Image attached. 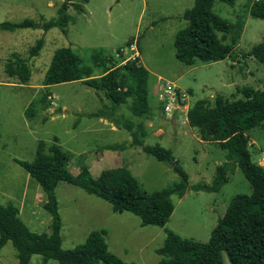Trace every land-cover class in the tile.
<instances>
[{"label":"rangeland","instance_id":"374dc122","mask_svg":"<svg viewBox=\"0 0 264 264\" xmlns=\"http://www.w3.org/2000/svg\"><path fill=\"white\" fill-rule=\"evenodd\" d=\"M253 1H214V13L232 25L240 23L232 34L226 35L227 40L235 39L233 49L223 60H196L192 65L176 59L173 41L176 32L186 26L182 14L194 0H71L66 34L58 27L46 32L40 28L0 29V202L14 203L30 230L48 231L51 218L43 208L44 194L15 161H31L39 144L45 152L52 144H58L67 153L73 174L88 172L96 177L105 169L125 167L143 190L151 192L179 181V175L169 165L142 150V145L158 143L172 150L190 185L210 183L216 166L226 160V150L217 142L201 140L197 130L186 120L183 122V117L176 121L164 117L159 89L166 87L167 81L174 83L185 91L188 107L202 98L212 103L219 94L228 100L240 98L238 88L244 86L262 89L264 64L242 54L264 39V19L249 11ZM62 2L0 0V22L48 20L57 16ZM41 36L44 44L39 54L29 57V48ZM135 38L139 63L149 72V116L132 114L127 103L113 109L102 91L80 80L49 87L42 84L58 47L70 46L84 65L92 66L94 54L109 56L111 60L106 64L112 66L125 62L127 55L122 49ZM14 54L27 58L31 76L26 84L6 73V64ZM102 70L101 66L94 67L92 74L98 76ZM44 102H49V106L42 108ZM246 133L252 159L264 167V121ZM133 136L141 145H132ZM251 191L249 182L236 167L218 192L188 187L181 197L171 195L173 211L163 226H157L142 225L137 215L115 212L104 199L59 181L55 194L62 224L61 246L73 248L90 231L100 230L109 250L123 260L155 264L160 259L155 250L163 244L167 230L206 242L230 199ZM222 261L230 264L225 252ZM16 263V250L7 242L0 249V264ZM28 264L59 263L54 259L44 262L41 255L34 254Z\"/></svg>","mask_w":264,"mask_h":264},{"label":"trees","instance_id":"16d2710c","mask_svg":"<svg viewBox=\"0 0 264 264\" xmlns=\"http://www.w3.org/2000/svg\"><path fill=\"white\" fill-rule=\"evenodd\" d=\"M214 1L194 0L193 5L182 14L186 26L176 32L173 47L176 59L185 65H192L196 60L219 61L231 54L235 39L227 40L226 35L232 34L234 27L240 23L232 25L214 13ZM219 1L234 3V0ZM70 3L71 0H63L54 18L2 21L0 29L13 31L40 28L46 32L58 27L66 34V27L71 20L67 11ZM249 11L251 15L264 19V1H253ZM218 33L222 36H218ZM130 41L132 39L127 43ZM43 44L44 38L41 36L29 48L28 56L38 55ZM242 54L250 55L264 64V39ZM92 59V66L84 65L70 46L58 47L53 52L42 84L49 87L80 80L102 91L113 109L127 103L129 110L136 116L151 114L147 98L149 72L139 63V58L112 66L106 64V61L111 60L109 56L103 57L97 53ZM98 66L103 70L94 76L92 72ZM6 73L10 77H17L19 83L26 84L31 76L27 58L14 54L13 60L6 64ZM238 93L242 97L233 100L220 94L212 103L204 98L198 99L187 109V123L197 130L199 138L217 142L221 149L226 150V160L216 166L210 183L190 185L186 172L174 158L172 150L158 143L142 145V150L169 165L179 175V181L151 192L143 190L125 167L105 169L96 177L88 172L73 174L69 169L67 153L58 144L49 146L48 152L39 144L31 161L15 158L16 163L40 186L45 197L43 208L51 219L48 231L35 232L21 220L14 203L0 202V249L10 242L16 250V264H28L34 254L41 255L44 262L54 259L59 264H136L111 252L100 230L90 231L84 241L73 248H62V224L55 194L59 181H66L104 199L115 212L128 211L137 215L142 225L163 226L173 211L171 195L181 197L188 187L218 192L227 182L228 173L238 167L249 182L251 193H238L230 199L224 214L210 230L206 242H198L167 230L163 244L155 250L160 255L155 264H223L222 252H225L230 264H264V167L252 159L246 133L264 121V85L262 89L244 86L238 88ZM48 106L49 102H44L42 108ZM132 145H141V141L133 136Z\"/></svg>","mask_w":264,"mask_h":264},{"label":"built area","instance_id":"2783aa9c","mask_svg":"<svg viewBox=\"0 0 264 264\" xmlns=\"http://www.w3.org/2000/svg\"><path fill=\"white\" fill-rule=\"evenodd\" d=\"M258 1V0H256ZM264 1V0H262ZM123 53L126 54V60H135L139 58V50L136 39L130 41L125 49H122ZM126 52V53H125ZM166 87H161L159 90V98L163 101L162 113L167 119H176L183 117L184 121H187L186 113L188 109L187 96L185 91L174 83L166 82ZM175 120V121H176ZM186 120V121H185ZM182 121V120H181ZM178 123V122H176Z\"/></svg>","mask_w":264,"mask_h":264},{"label":"crops","instance_id":"0c3cea01","mask_svg":"<svg viewBox=\"0 0 264 264\" xmlns=\"http://www.w3.org/2000/svg\"><path fill=\"white\" fill-rule=\"evenodd\" d=\"M162 81H160V83H161ZM168 82V81H167Z\"/></svg>","mask_w":264,"mask_h":264}]
</instances>
